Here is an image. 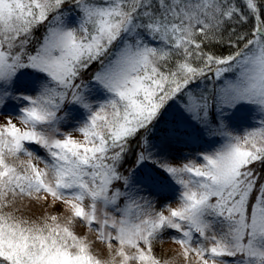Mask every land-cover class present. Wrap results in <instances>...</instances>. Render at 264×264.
Returning <instances> with one entry per match:
<instances>
[{
  "label": "snow or ice",
  "instance_id": "6c2138e0",
  "mask_svg": "<svg viewBox=\"0 0 264 264\" xmlns=\"http://www.w3.org/2000/svg\"><path fill=\"white\" fill-rule=\"evenodd\" d=\"M0 264H264V0H0Z\"/></svg>",
  "mask_w": 264,
  "mask_h": 264
}]
</instances>
